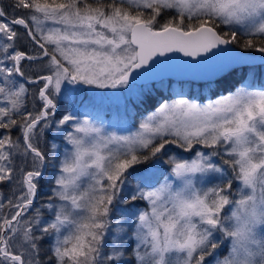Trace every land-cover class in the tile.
<instances>
[{"label": "snow or ice", "instance_id": "snow-or-ice-1", "mask_svg": "<svg viewBox=\"0 0 264 264\" xmlns=\"http://www.w3.org/2000/svg\"><path fill=\"white\" fill-rule=\"evenodd\" d=\"M7 7H0V186L11 194L0 192V264H264V84L242 75L252 60L229 47L264 59V0ZM169 53L230 57L240 66L225 78L234 90L204 104L182 92L171 102L142 93L139 103L156 107L135 128L106 124L75 95L131 91L130 78L148 76L150 62L159 67L168 61L156 58ZM140 69L148 71L133 77ZM48 132L62 138L63 153L48 148ZM197 145L208 151H193ZM174 150L191 155H169ZM164 163L167 175L144 179L139 166L155 175Z\"/></svg>", "mask_w": 264, "mask_h": 264}, {"label": "trees", "instance_id": "trees-1", "mask_svg": "<svg viewBox=\"0 0 264 264\" xmlns=\"http://www.w3.org/2000/svg\"><path fill=\"white\" fill-rule=\"evenodd\" d=\"M9 4H10V0H0V7H7ZM7 10L10 12L11 8L7 7ZM25 46L26 45L21 43V47H25ZM239 49L244 51L241 48ZM248 52H251V51H248ZM251 53H254V52H251ZM256 54H259V53H256ZM230 72H228L227 74L223 75L222 77L216 80L209 81V82H199V83L193 82V81L177 82L172 79H163L158 82L139 85L137 87L139 89L138 96L135 98L129 97L125 99L124 101V107H123L124 118L125 117L131 118L134 124L132 125V127H134L138 122H140L143 116L147 115L148 113L152 112L155 109L156 105L154 103H151L149 105H141L139 103L138 97L141 96V94L145 92H151L152 96L154 97L159 96V97H162L164 100H170L172 98L179 97L177 96V93L182 92L184 94L183 98L195 100L198 102H203L206 100L217 98L219 97L221 93L228 94L229 90H234V88L228 89L225 85V78L229 77ZM242 75H246L248 80L254 84H264V64L243 66ZM236 86H238V84ZM29 87H34V86H29ZM89 90L90 89L85 88L83 91L75 93L77 99H83L84 101H86L87 98H89V96L91 95V92ZM27 103H28L29 109H31V106L33 103L31 96L27 98ZM36 104L38 106L39 101H36ZM44 141L47 142L49 149H51V145L55 143L56 145H58L59 151L63 153L65 144L62 138L54 139L53 133L48 132L44 138ZM41 146L43 147V141H42ZM196 150L208 151L206 149H202L199 145H197L193 151H196ZM177 152H180L181 155H183L184 157H189L191 155L190 153H183L181 152V150H174L172 153H169V155H175ZM167 158L168 157H165L164 159L167 160ZM149 166L150 165H141L139 167L142 169H145V172H146ZM169 170H170V166L164 163L160 166V172H155V175H153V173L149 175L144 172V179L146 181H152L155 179V176H159L161 175V173H163L164 175H167ZM136 175L137 173H133V176L129 177V184L131 186H135V184L139 182L138 179L133 178ZM45 191H47V189H45ZM0 192H2L4 196H8L11 194L9 187L7 186H0ZM46 199L47 197L41 196L39 200L37 201V206H39V204L46 201ZM42 213L45 218L49 216V213L45 209H42ZM113 215L117 219H126L127 214L121 213L120 211H114ZM44 247L45 249H47L48 247L47 241L44 242ZM45 260H47V256H45Z\"/></svg>", "mask_w": 264, "mask_h": 264}, {"label": "water", "instance_id": "water-1", "mask_svg": "<svg viewBox=\"0 0 264 264\" xmlns=\"http://www.w3.org/2000/svg\"><path fill=\"white\" fill-rule=\"evenodd\" d=\"M229 47L234 48L235 55L251 58L252 63L250 65L264 64V59H262L259 54L242 51L234 45ZM156 59L168 62L156 68H153L150 62L148 66V69H151L150 74L148 76H140V78L136 80L130 78V84L144 85L158 82L163 79H172L177 82H209L222 77L232 71L233 68L240 67L232 63L231 58L228 56H212L211 53L201 55L195 60L191 57H185L182 53H169L166 54L165 57H157ZM244 66L249 65L246 64ZM148 69L137 70L133 73V77H136L139 73L148 71Z\"/></svg>", "mask_w": 264, "mask_h": 264}, {"label": "rangeland", "instance_id": "rangeland-1", "mask_svg": "<svg viewBox=\"0 0 264 264\" xmlns=\"http://www.w3.org/2000/svg\"><path fill=\"white\" fill-rule=\"evenodd\" d=\"M138 86L139 85L136 84H130V88L132 89L131 91H129L128 89H120V90L90 89L89 91L91 92V94L95 92L98 95L94 97L90 95L89 98H87V100L85 101L87 104V111L99 115L106 124H113L121 120H124L132 127V125H134L133 120L127 117L124 118L123 107H124L125 99L129 97L135 98L138 96L139 93V89L137 88ZM114 93H118V94H114ZM176 98H181V97H175L172 99H176ZM172 99L167 101L171 102ZM214 99H210V100H214ZM195 102L204 104L209 102V100L203 102H198V101ZM81 108L84 109L85 105H81ZM153 111H155V109ZM138 124L139 122L133 128L137 127ZM153 171L154 170H152L149 166L145 173L151 175Z\"/></svg>", "mask_w": 264, "mask_h": 264}]
</instances>
